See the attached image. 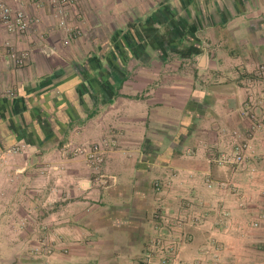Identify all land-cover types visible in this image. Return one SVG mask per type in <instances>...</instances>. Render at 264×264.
Listing matches in <instances>:
<instances>
[{
    "label": "crops",
    "instance_id": "0c3cea01",
    "mask_svg": "<svg viewBox=\"0 0 264 264\" xmlns=\"http://www.w3.org/2000/svg\"><path fill=\"white\" fill-rule=\"evenodd\" d=\"M1 1L32 22H0V264H264V127L243 113L264 0H73L76 35L46 0ZM234 131L250 155L220 166ZM103 141L98 167L65 149Z\"/></svg>",
    "mask_w": 264,
    "mask_h": 264
},
{
    "label": "built area",
    "instance_id": "2783aa9c",
    "mask_svg": "<svg viewBox=\"0 0 264 264\" xmlns=\"http://www.w3.org/2000/svg\"><path fill=\"white\" fill-rule=\"evenodd\" d=\"M30 2L40 3L44 0H28ZM53 9L56 17L58 18L59 25L67 32L72 34H79L80 29L77 26H70L66 22L65 11L66 8L72 4L73 0H46ZM0 22L7 32L15 34H23L28 26L32 22V17L21 7L12 6L3 1L0 2ZM6 56L9 60L13 61L16 66H23L29 56L27 50H17L10 45H6ZM251 84V82H249ZM0 93L13 95L11 90H1ZM262 93H260L261 97ZM264 95L261 98L256 99L254 96H249L244 115L250 120L251 132L258 131L264 127ZM234 141L231 145L230 151H220L216 157L215 162L220 166H241L250 155L251 143L250 138L240 139L238 133L233 132ZM108 144L106 141L96 142L89 145H74L67 143L65 149L67 152L73 155H84L87 162L94 167L100 166L104 161V154ZM159 183H156L158 186ZM256 225V224H255ZM159 244V243H158ZM152 253V252H151ZM151 253H147L145 258L134 264H166V259L160 257L158 260L152 256Z\"/></svg>",
    "mask_w": 264,
    "mask_h": 264
},
{
    "label": "rangeland",
    "instance_id": "374dc122",
    "mask_svg": "<svg viewBox=\"0 0 264 264\" xmlns=\"http://www.w3.org/2000/svg\"><path fill=\"white\" fill-rule=\"evenodd\" d=\"M155 260H158V259H155ZM176 259H172V260H168L166 259V264H176Z\"/></svg>",
    "mask_w": 264,
    "mask_h": 264
}]
</instances>
